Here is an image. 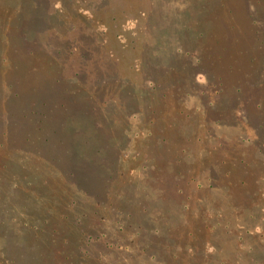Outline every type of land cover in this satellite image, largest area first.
<instances>
[{"label": "rangeland", "instance_id": "obj_1", "mask_svg": "<svg viewBox=\"0 0 264 264\" xmlns=\"http://www.w3.org/2000/svg\"><path fill=\"white\" fill-rule=\"evenodd\" d=\"M147 205L163 235L231 227L177 264L263 263L264 0H0V256L124 264L104 240L139 251Z\"/></svg>", "mask_w": 264, "mask_h": 264}, {"label": "trees", "instance_id": "obj_2", "mask_svg": "<svg viewBox=\"0 0 264 264\" xmlns=\"http://www.w3.org/2000/svg\"><path fill=\"white\" fill-rule=\"evenodd\" d=\"M15 16H16V13H14V17ZM80 24L82 25L81 27L84 26V24H82V23H80ZM106 30H105V32H103V36H101L100 42L105 39V36H108L109 35V31H106ZM72 34H73V32H72ZM91 35L92 34H90V36ZM19 36H23L22 31H21V35H19ZM73 38H75L78 42H81V41H79V39L77 37V34L75 32H74ZM72 40L70 38H67V42L68 43H69V41L71 43ZM64 44H65V42H64ZM73 45L74 44H72V46ZM32 47H33V50L32 51H34V49L36 48V46L35 45H32ZM61 49H60V51H59V49H57V51H54V52H53V50L51 51V56H52L53 59L54 58H60V56L62 54ZM106 51L107 50H105V52ZM57 52H59V53H57ZM110 54L111 53H107L106 54V57H107L108 61L109 62L117 63V60H118V57L116 56L117 54L116 53L111 54V55ZM57 55H60V56H57ZM65 56H66V54H65ZM73 58H77L78 61H79V64H80V58H82V55L79 53V54H76L75 57H73ZM85 60L86 59L84 58V61ZM68 61H69V59H67L65 61V64H67ZM70 62H72V59H70ZM119 67H120V64L118 63L117 64V71L120 69ZM146 72H147L146 70H141V73L147 74ZM83 73H84L83 70L82 71H79L78 76L76 77L78 79V81H79V79L81 80V78L83 76ZM63 76H66V73L63 72ZM57 80L58 81H62V79H59V78H57ZM145 81H147V78L144 80V82ZM75 97H72L71 98V96H70L69 99H71V100L69 101V103L72 105V107H79V105L77 104V101H76ZM27 105H28V103H27ZM30 112H33V109H30ZM111 137L113 139H119V140H121V138H122V136L120 134H114V135H111ZM57 145H55L54 150H56ZM194 172L196 173V171H194ZM180 176H182V175H180ZM185 177L187 179L189 178L190 181L184 180ZM170 180H173L174 181V184H175L176 177H172V178H170ZM178 181L188 182V184H190L193 181V179L185 175L184 177L178 178ZM212 192L213 191H210V188H209V190L206 192V197L211 198L209 196L213 195ZM177 195H179V194L177 193ZM181 195H183V197H182V205H184V203H185L184 199L186 201H190L189 200L190 197L188 196L190 194L188 192L187 193L181 192ZM201 196H202V194L198 195L195 198V201H196L197 198H198L197 199L198 201H202V199H199ZM165 198L166 197H163V199H165ZM169 198H174V197H168L167 199H169ZM176 198L181 201L180 196H177ZM148 206L149 205L145 206V208H143V210H140L137 213V222L139 223V225H138V231L135 232V237L132 238L131 241H130L131 243L140 242V243H143L144 244L143 247H141L139 251L132 250L127 245H125L123 247L122 246V243H120V239L119 238H118V241H115L117 247L114 245V243H113L112 240H109V239L104 240L103 249L105 248V250H107V249L114 250V249L119 248L121 250L123 249V251H124V248H125L126 251H130L129 253L134 254V256L131 257L130 259H125L124 264H140V262L141 261H144V260L149 261V262H152L154 259H156L158 257V255L163 260L161 264H177V262L179 260H181V259H179L180 256H182V258H183V256L188 253L187 252L188 251L187 248L189 249V247H186V245L189 244V242H191L192 240H194L196 238L195 241H197V242L199 241V242L208 244L209 242H212L211 240L215 236V233H216V229L217 228L225 231L226 233H229V228H231L227 223H224V224L222 223L217 228L215 226H211V227L210 226H202L201 223H197L198 226H200V227L197 228L195 234L193 232H185L184 231V228H185L184 226L181 227V228L178 227V226H175L174 228L168 229V223L171 222L172 216H173V215L172 216L171 215H168L169 217L165 219V223H163L164 225L162 224V226L165 227V228L163 227L162 229H165L166 232H167V233H164V235H163L160 232L158 233L159 230L154 231V230H152V228L150 229L149 223L146 222L150 218V212H149ZM201 208H198V210H200ZM128 216L131 217V214H128ZM213 216H214L215 219L217 217H222V216H224V212H222V211H215V212H213ZM197 217L202 219V217L200 215H197ZM153 220H152V222H153ZM141 223H143L144 225H141ZM153 223H155V222H153ZM157 226L160 227V225H157ZM153 227L155 229H158V227H156V225L153 226ZM255 227L256 226H253L251 229H248L247 232L254 230ZM123 228L124 227L121 225L118 230L119 231H123L124 230ZM1 229L3 230L4 228H0V231H2ZM102 229H103L102 227H94L91 230L92 231L94 230V232L95 231L101 232ZM91 230H89L88 233H84L83 234L82 240H85V244H86V239L88 240V243L91 242V239L89 237V235L92 232ZM8 232H9V230H8ZM12 234H15V231L12 232V233H10L11 236H9L13 240V238H12L13 235ZM103 235H105V234H103ZM96 239L97 238H95V242H96ZM202 243H198V244L199 245L200 244L202 245ZM12 245L15 247L16 246V243L13 242ZM88 246H89V244H88ZM139 246H140V244L137 245V247H139ZM14 250H15V248L12 247V251L11 252L8 251L7 253L2 254V256H0V264H4V262H8V261H10V262H8L9 264H18L17 261L19 260V257H17V254L15 255ZM81 254H83V256L86 257L90 261L91 256H86V255H89L88 251L86 252V255H85L84 251L81 250ZM254 254H256V253H254ZM203 255H204L205 260L202 262V264H206V263L207 264H214L213 262L212 263H209V260H213V259L211 257L207 259V255L205 254V252H204ZM134 258H138V261L135 262V263L133 262V259ZM250 260L252 261V259H250ZM253 260L254 261H253L252 264H260L261 263L260 258L259 259H253ZM98 261L99 262L98 263L96 262V264H101L102 260L98 259ZM262 262L263 263H261V264H264V260ZM44 264H48V263H44ZM79 264H82V263L80 262ZM91 264H94V263H91Z\"/></svg>", "mask_w": 264, "mask_h": 264}]
</instances>
